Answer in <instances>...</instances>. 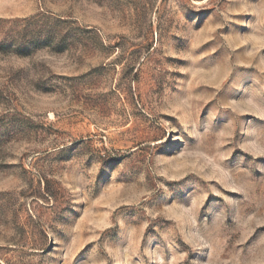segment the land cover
<instances>
[{"label": "rangeland", "instance_id": "374dc122", "mask_svg": "<svg viewBox=\"0 0 264 264\" xmlns=\"http://www.w3.org/2000/svg\"><path fill=\"white\" fill-rule=\"evenodd\" d=\"M0 264H264V0H0Z\"/></svg>", "mask_w": 264, "mask_h": 264}]
</instances>
